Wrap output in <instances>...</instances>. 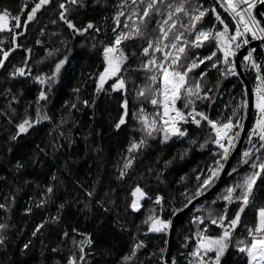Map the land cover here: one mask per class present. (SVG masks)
Listing matches in <instances>:
<instances>
[{"label":"snow or ice","instance_id":"snow-or-ice-1","mask_svg":"<svg viewBox=\"0 0 264 264\" xmlns=\"http://www.w3.org/2000/svg\"><path fill=\"white\" fill-rule=\"evenodd\" d=\"M81 6L83 0H31V6L23 3L15 14L8 7L0 8V32L11 34V46L6 49L0 47V69L6 68L10 62V54L22 47L17 42V37L23 35L19 29L24 28L26 31L27 26L35 22L38 14L43 12L55 11L58 19L51 20V23L62 22V27L67 29L69 36L101 32L102 29L91 20L86 24L76 22L74 12ZM261 9H264V0H118L112 16L113 23L110 25L112 35L107 42L100 41L102 70L95 80L96 92L105 91V84L112 81L108 90L121 94L120 112L113 122V127L122 130V126H127L129 115L133 116L138 125V138H130L117 165L118 181L129 178L134 181L127 190L124 213L140 212L144 208V201L158 206L149 207L140 224L136 225L137 232H142L145 237L149 233H168L173 227L171 217L182 213L193 201L213 187L225 170L244 128V110L251 103V93L246 91L244 96L248 98H242L239 104L231 108V114L225 115L223 119L211 118L208 112L200 109L199 104H204L207 108L213 99L212 89L206 87L210 70L215 69L221 76L239 75L237 54L242 48L246 49L242 62L245 68H250L254 73L256 84L252 93L256 118L248 132V146L241 150L229 175L238 174L240 166L246 167L247 171L218 193L207 208H197L196 212L199 214L191 215L189 223L195 225V240L191 245H182L190 249L181 254L186 264H222L230 248H234L246 264H264V202L258 204L256 200L264 186V55L259 59L256 55L257 48L264 49V11ZM40 33L44 34L43 28ZM253 41H259V44L253 47ZM42 43L39 38L36 40V44ZM60 43L64 45L65 52L52 61L47 73L39 71L33 74L28 65V57L22 61L21 66L12 65L8 71L10 78L30 77L42 86L35 101L30 102L23 110L22 116L18 117L17 108L12 106V101L18 102L15 94L11 95L6 109H0V114L6 115L8 123L14 127L10 140L15 141L28 135L42 122L53 120L46 111L49 93L68 63L71 52L67 39H61ZM0 44H3L2 40ZM93 47L96 45L93 44ZM25 51L30 54L32 49ZM60 51V48L46 50V55L37 61V64L57 56ZM79 91V88L73 89L74 93ZM5 92L11 94V89H6ZM129 95L137 101L133 105L135 112L129 107ZM77 102L86 106L90 103L89 100H81L79 95L76 96L75 102L65 101L64 107L69 110L67 115H71V109L77 108ZM33 103L34 115L29 111ZM145 105H151L152 110L148 111ZM65 122V118L61 117L59 123L54 125L58 131L54 141L66 139L71 143L69 135L63 130ZM193 125L200 131L207 128L202 142L198 137L192 136L190 128ZM174 139H181V142L188 139L189 146L198 145L201 149L211 144L215 146V150L212 152V164L207 166V174L197 172L194 192L188 193L185 189L182 193V206H173L170 216L165 218V197L159 193L151 196L147 186L142 185L131 174L137 158L151 146L150 142L157 141L166 146ZM60 146L58 143H52L54 149ZM188 151L189 148H185L178 155L183 159ZM174 159L175 156L165 160V168ZM22 167L17 161L16 168ZM148 171L152 172L153 169L149 168ZM162 171L156 174L157 179H160ZM142 177L141 173L140 178ZM81 187L83 188V185ZM83 190L89 201H95L103 212L111 213L116 209L115 225L122 231L127 230L113 198L116 189L104 192L99 199L96 198L98 193L95 187ZM53 191V187L48 186L44 195L51 198ZM217 201H223V207H212ZM46 202L42 199L40 205ZM64 206L60 204L59 209ZM85 207H90V203H85ZM7 208V204L0 203V209ZM248 210H254V217L251 222L245 224L242 218ZM25 211L31 212V208ZM59 219V215L46 218L43 223L36 225L32 236L35 237L49 221L55 223ZM241 225L243 230L238 231ZM8 227L7 223H0V247L6 246L8 236L5 233ZM213 227L216 229L215 233ZM71 232L76 233L78 229L72 228ZM79 235L81 239L77 240L69 231H63V237L71 240L72 247L77 250L70 251L66 264H84L88 255L86 247L94 243L91 233L80 232ZM183 239L188 241L192 236L186 235ZM165 243L167 244V240ZM30 244L31 241L25 243L21 251L28 249ZM145 246L146 241L137 238L129 254L123 257L125 264L133 261ZM57 250L58 248L52 249L53 252ZM165 251L164 248L159 249L160 253ZM160 260L164 264H177L176 257L165 260L161 255Z\"/></svg>","mask_w":264,"mask_h":264},{"label":"trees","instance_id":"trees-1","mask_svg":"<svg viewBox=\"0 0 264 264\" xmlns=\"http://www.w3.org/2000/svg\"><path fill=\"white\" fill-rule=\"evenodd\" d=\"M23 3L31 6V0H0V8L8 7L15 14ZM117 3L118 0H83V6L78 7L74 12L76 22L86 24L91 20L102 31L90 32L82 36H69L67 29L62 27V22L52 24L51 20L58 19L55 11L38 14L36 21L31 22L26 31L24 28L19 29L23 35L17 37V42L22 47L10 54V62L7 63L6 68L0 69V109H6L8 102L11 101V95L15 94L18 102L12 101V106L17 108L19 117L23 115V110L30 102L35 101L41 86L30 77H8V71L11 70L12 65L21 66L22 61L28 57V65L32 68L33 74L39 71L47 73L52 61L65 52V47L60 40L67 39L68 48L71 49L69 61L49 93L46 111L53 117L51 122L44 121L30 134L12 141L9 137L14 131L13 124L8 123L6 115L0 114V203L8 205L7 209H0V223L9 225L5 233L8 236L6 246L0 247V264H66L70 251L77 250L72 247L71 240L63 237L65 230L77 240L81 239L80 232H89L93 235L94 243L86 247L88 255L84 264H125L123 257L129 254L137 238L144 239L146 246L128 264H141V262L142 264H164L160 256L163 255L167 260L168 253H170V259L176 257L177 264H186L181 254L190 249L182 245L185 243L191 245L195 240L193 235L195 225L189 223L191 215L199 214L196 212L197 208H207L211 201L216 199L218 193L247 171L246 167L240 166L238 174L229 175L231 168L236 165L241 150L248 146V132L256 118L254 106L247 135L223 182L209 196L199 201L187 214L185 220L177 226L172 248H170L169 232L149 233L146 237L142 232H137L136 225L140 224L147 209L158 206L144 201V208L140 212L129 211L125 214L127 190L134 181L131 178L118 181L116 176L117 165L125 153L130 138L133 136L138 138V125L133 116L129 115L127 126H122V130H116L113 122L120 112L121 94L108 90L112 81L105 84V91L97 93L95 88V80L99 71L102 70L100 41L107 42L112 35L110 25L113 23L112 16L116 11ZM41 28L44 29L43 35L40 33ZM38 38L43 42L42 44H36ZM0 40L3 41L0 47L6 49L11 46L10 33L0 32ZM93 44L96 45L95 48ZM28 48L32 49L30 54L25 51ZM53 48H60V54L37 64V61L46 55V50ZM245 54L246 52L243 55ZM256 55L259 59L261 55H264V51L257 48ZM241 64L254 89L256 84L254 73L250 68H245L242 57ZM207 80L206 87L212 89L213 99L209 107L205 108L204 104H199V107L208 112L213 119H223L225 115H230L231 108L239 104L242 98H248L244 96L248 90L242 77L221 76L219 72L212 69ZM74 88H79V93H74ZM6 89H11V94L6 93ZM77 95L81 100L86 99L90 103L86 106L77 102V108L71 109V115H67L69 110L65 109L64 102H75ZM128 98L129 107L132 112H135L133 105L137 101L132 95ZM34 107L33 103L29 108L33 115ZM145 107L148 111L152 110L151 105H145ZM248 108L244 110L242 123L246 120ZM61 117L65 118L63 130L69 135L71 143L66 139L53 140L58 136L54 125L59 123ZM50 132L51 135H49ZM190 132L202 142L207 128L200 131L193 125ZM54 142L61 146L54 149L52 147ZM150 144L151 146L143 155L137 158L131 175L136 177L142 185L147 186L151 196L154 197L156 193H159L165 197L163 216L168 218L173 206H182L184 202L182 193L185 189L188 193L194 192L197 172L207 174V166L212 164L214 158L212 152L215 146L209 144L204 149L199 148L198 145L189 146L188 139H183V142L181 139H174L166 146L157 141H152ZM185 148H189V151L181 159L178 153ZM174 156L175 159L165 168L164 161ZM17 161L23 165L22 168H16ZM149 168L153 171L149 172ZM161 170H163L162 175L160 179H157L156 174ZM141 173L142 178H140ZM54 175L55 179H53ZM48 186L54 189L50 194L51 198L44 195ZM93 187L98 193L97 199L103 196L104 192L116 189L113 198L116 200L120 219L127 225V230L122 231L115 225L116 209L111 213H105L95 204V201H89L83 189L91 190ZM42 199L47 202L40 205ZM256 200L258 204L264 202V186ZM85 203H90V207L86 208ZM223 203V201H217L212 207H223ZM60 204L65 205L63 209H59ZM28 208H31V212L25 211ZM57 215L60 217L58 221L55 223L49 221L35 237L32 236L37 224ZM253 217L254 210H248L243 215V223L251 222ZM72 228H77L78 232L72 233ZM242 230L243 225L238 231ZM215 232L216 229L213 227V233ZM186 235L192 236V239L184 241L183 238ZM28 241H31L29 248L22 252L23 245ZM54 248L58 250L53 252ZM161 248L166 251L160 253ZM222 264H246V261L237 255L234 248H230Z\"/></svg>","mask_w":264,"mask_h":264},{"label":"water","instance_id":"water-1","mask_svg":"<svg viewBox=\"0 0 264 264\" xmlns=\"http://www.w3.org/2000/svg\"><path fill=\"white\" fill-rule=\"evenodd\" d=\"M261 11H264V9H261ZM259 42L258 41H253L251 46H256L258 45ZM246 52L245 48H242L238 54H237V58L236 61L239 65L238 67V72L240 77H242V79L246 82V86H247V90L249 93H251L250 99H251V103L249 105L248 108V114L244 123V128L242 129V133H241V137L239 139V142L236 146V148L233 150L232 155L229 159V161L226 163L225 165V170L222 172L220 179L213 185V187H211L210 189H208V191H206L202 196L198 197L197 200L193 201L192 205H189V207L187 209H185L182 213L177 214L176 216L173 217V227L169 230V239H170V248H172L173 245V240H174V235H175V230L177 228V226L183 222L187 216V214L190 212V210L202 199L206 198L207 196H209L224 180L225 176L228 173L229 167L234 159V157L236 156V154L238 153V151L240 150L244 139L247 135L248 129H249V124H250V120H251V115H252V110H253V106H254V93H252L253 87L251 86L249 80L246 77V74L244 72V68L241 64V57L242 55ZM167 260H171L170 259V253H168L167 256Z\"/></svg>","mask_w":264,"mask_h":264},{"label":"built area","instance_id":"built-area-1","mask_svg":"<svg viewBox=\"0 0 264 264\" xmlns=\"http://www.w3.org/2000/svg\"><path fill=\"white\" fill-rule=\"evenodd\" d=\"M259 42V41H258ZM263 51H264V49H262ZM243 66V65H242ZM243 68H244V66H243ZM237 71H238V69H237ZM239 73V72H238ZM236 76H239L240 77V75H236ZM241 132H242V130H241ZM241 135V134H240ZM239 141V140H238ZM238 141H237V143H238Z\"/></svg>","mask_w":264,"mask_h":264},{"label":"rangeland","instance_id":"rangeland-1","mask_svg":"<svg viewBox=\"0 0 264 264\" xmlns=\"http://www.w3.org/2000/svg\"><path fill=\"white\" fill-rule=\"evenodd\" d=\"M55 86V84L52 86V88ZM42 87V86H41Z\"/></svg>","mask_w":264,"mask_h":264}]
</instances>
